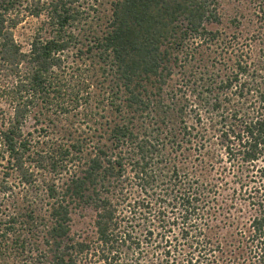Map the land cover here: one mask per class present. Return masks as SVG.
Masks as SVG:
<instances>
[{"label": "trees", "instance_id": "obj_1", "mask_svg": "<svg viewBox=\"0 0 264 264\" xmlns=\"http://www.w3.org/2000/svg\"><path fill=\"white\" fill-rule=\"evenodd\" d=\"M239 2L221 31L220 0H0V264H264V0Z\"/></svg>", "mask_w": 264, "mask_h": 264}, {"label": "rangeland", "instance_id": "obj_2", "mask_svg": "<svg viewBox=\"0 0 264 264\" xmlns=\"http://www.w3.org/2000/svg\"><path fill=\"white\" fill-rule=\"evenodd\" d=\"M221 1V15H222V26H220V30L222 31V29H225L226 25H227V22H228V18L231 17V16H234L236 13L240 12V19L241 20H245L246 21H249V20H256L255 16H254V12H253V7H250L249 5H246L244 4L243 2H239V0H220ZM36 24H38V21L36 20H32L30 21V24H27L25 25L24 28L22 29H19L18 30V34L19 36H21V40H24L26 39L27 37V34L28 32L30 33L32 31V27L35 26ZM221 67L219 63L216 64V66L212 69V70H218V68ZM256 169H253V170H250L248 171V175H249V178L252 180L256 178L255 181H251L249 183V185L245 186L244 187V190H247V191H250V193L254 194L253 190L254 189H257V188H260V184L262 183H259L258 182V178L259 177L258 175V172L256 173L255 172ZM235 182L234 179H230V183H234L233 186H236L235 185ZM242 204V208L244 209V212L243 214L241 215V217L244 219L243 222H246L245 219L247 218V206H246V203H241ZM93 214L90 212V211H84L82 213L77 214L74 216V222H73V227H72V230L74 233H82V232H86V231H89V228H91L92 226V217ZM234 245L231 246V249L232 248H236L237 245L239 244L238 242H234L233 243Z\"/></svg>", "mask_w": 264, "mask_h": 264}]
</instances>
